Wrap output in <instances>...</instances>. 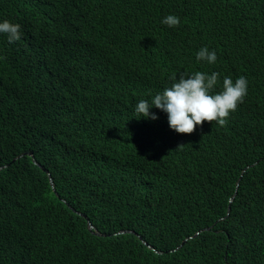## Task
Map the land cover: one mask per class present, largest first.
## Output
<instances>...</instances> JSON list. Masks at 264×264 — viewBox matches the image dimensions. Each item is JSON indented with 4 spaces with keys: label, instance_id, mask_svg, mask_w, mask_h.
Here are the masks:
<instances>
[{
    "label": "trees",
    "instance_id": "trees-1",
    "mask_svg": "<svg viewBox=\"0 0 264 264\" xmlns=\"http://www.w3.org/2000/svg\"><path fill=\"white\" fill-rule=\"evenodd\" d=\"M3 20L21 39L0 34V264H264V0H0ZM205 46L216 63L196 60ZM161 52L185 73L218 72V90L246 77L226 126L185 139L160 118L117 116L114 129L104 97L150 101L149 76L166 88L183 72L157 74ZM55 88L51 107L38 91ZM247 164L252 185L227 217Z\"/></svg>",
    "mask_w": 264,
    "mask_h": 264
},
{
    "label": "clouds",
    "instance_id": "clouds-1",
    "mask_svg": "<svg viewBox=\"0 0 264 264\" xmlns=\"http://www.w3.org/2000/svg\"><path fill=\"white\" fill-rule=\"evenodd\" d=\"M162 23L168 27H177L180 24V18L170 14L162 20ZM20 28V24L12 23L9 20L0 22V34H6L9 43H14L21 39ZM107 60L111 64L113 63L110 57ZM158 60L159 62L155 63L157 74H167V71L169 72L170 69L172 70V74H178L179 70H183V72L177 77H172L171 85L166 88L163 87L164 84L159 76H149V87H152L156 91L150 101L144 100L145 98H143L141 93L145 91L144 89H129L128 91L116 89V92L111 93L108 99L104 97L103 99L106 101V106L111 116V118H108L114 129L120 130L118 125L113 121L117 116H122L123 118L124 116H134V118L138 117L139 119L151 122L160 118L163 130L166 129L176 134H182L187 139L191 135H195L198 132L201 133L205 127L226 126L230 114L238 109V106L244 102L247 96L248 81L245 76L238 77L235 82H233L231 77L225 76L222 81L221 90H218L216 89L220 75L218 72L214 71L208 74L192 70L189 71L190 74L185 73V68L188 69L192 64H188V61L182 56L171 54L170 52H161ZM196 60L208 63L209 65L214 64L217 61L216 51H210L206 46L201 47L196 53ZM30 63L32 62L28 61L26 64ZM31 66L33 67V65ZM67 67L69 66H64V68L68 69ZM30 73L19 70L16 76H18L17 80L19 81L25 78L27 92L33 93L34 88H36V82L32 77L28 79ZM40 75L41 73H39V77ZM49 76L51 77V75ZM38 92L50 102L51 107H56V104H58L56 93L58 91L56 88L52 91V94L42 91ZM65 100L67 106L69 105L68 109L77 103V101H74L75 99L68 101L65 98ZM30 102L29 110H32L33 102L31 99ZM23 114L26 115L25 113ZM13 120L15 123L22 122V114L18 113L17 116H14ZM160 143L164 144L163 138H161ZM182 146L184 145H180L178 148ZM28 155L33 157L32 153H28ZM151 155L156 160L154 152H151ZM7 167L5 165L1 166L0 171ZM254 171V165L249 164L239 171L236 179V190L230 199L227 217L231 215V204L236 200L238 192L251 187ZM49 177L51 186L55 190V183L51 174H49ZM89 224L90 227L91 225L93 226L92 223ZM92 231L97 235H101L94 231V226ZM125 233H132L138 236L134 231H121V234Z\"/></svg>",
    "mask_w": 264,
    "mask_h": 264
},
{
    "label": "water",
    "instance_id": "water-1",
    "mask_svg": "<svg viewBox=\"0 0 264 264\" xmlns=\"http://www.w3.org/2000/svg\"><path fill=\"white\" fill-rule=\"evenodd\" d=\"M90 228H91V230H92V229H93V226L91 225V227H90Z\"/></svg>",
    "mask_w": 264,
    "mask_h": 264
}]
</instances>
